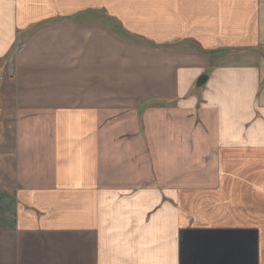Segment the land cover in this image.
<instances>
[{
  "label": "crops",
  "instance_id": "0c3cea01",
  "mask_svg": "<svg viewBox=\"0 0 264 264\" xmlns=\"http://www.w3.org/2000/svg\"><path fill=\"white\" fill-rule=\"evenodd\" d=\"M0 264H264V0H0Z\"/></svg>",
  "mask_w": 264,
  "mask_h": 264
},
{
  "label": "water",
  "instance_id": "95a60500",
  "mask_svg": "<svg viewBox=\"0 0 264 264\" xmlns=\"http://www.w3.org/2000/svg\"><path fill=\"white\" fill-rule=\"evenodd\" d=\"M207 80V75H203L198 79V85H202L206 82Z\"/></svg>",
  "mask_w": 264,
  "mask_h": 264
}]
</instances>
